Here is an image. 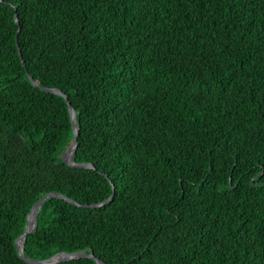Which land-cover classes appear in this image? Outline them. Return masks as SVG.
<instances>
[{"label":"trees","instance_id":"trees-1","mask_svg":"<svg viewBox=\"0 0 264 264\" xmlns=\"http://www.w3.org/2000/svg\"><path fill=\"white\" fill-rule=\"evenodd\" d=\"M50 193L27 259L264 264V0H0V264Z\"/></svg>","mask_w":264,"mask_h":264},{"label":"water","instance_id":"water-1","mask_svg":"<svg viewBox=\"0 0 264 264\" xmlns=\"http://www.w3.org/2000/svg\"><path fill=\"white\" fill-rule=\"evenodd\" d=\"M15 22L16 23L18 22L17 19H16V16H15ZM18 53H19V56H20V51L19 50H18ZM28 79L34 86H37L35 84V82L33 81V79L29 75H28ZM43 90L46 91V92H51V93L63 96L65 98V100H66V103H67L68 113H69V116H70L71 128H72V131H73V134H74V139H73L70 147L68 148V150L62 155L63 161L70 167H80V168H88V169L92 168V166L90 164H74L72 162V157H73V154H74V152L76 150V147H77L76 136L78 134V128L75 125L74 111H73V108L71 107L69 101L58 90L46 89V88L43 89ZM48 197L49 198L50 197H52V198H60V199L65 200L66 202H69V203H72V204H77V203H75V202H73V201H71V200H69L67 198L62 197L61 195L54 194V193L47 194V195L43 196L38 202H36L34 204V206L31 208V210L28 213V215H27V222H26L25 230H24L23 234L19 238H17L15 240L16 250H17V253H18V256L20 257V259H22L24 262H26L28 264H58V263H61V262H66V261H70V260H74V259H80L82 257H88V258H91V259H95L92 254L86 255V254H83V253H73V254L59 253V254H56V255L52 256L51 258H49L47 260H44V261H34V260H31V259H27L23 255V253H22L23 242L26 239L27 235L34 231L38 209H39L41 203ZM111 199H112V196L107 201L103 202L102 204H99L98 206L109 203L111 201ZM88 207L89 208H95L96 206H88ZM31 219L33 221L32 226L30 224V220ZM96 263L97 264H103L102 262H100L98 260H96Z\"/></svg>","mask_w":264,"mask_h":264},{"label":"bare ground","instance_id":"bare-ground-1","mask_svg":"<svg viewBox=\"0 0 264 264\" xmlns=\"http://www.w3.org/2000/svg\"><path fill=\"white\" fill-rule=\"evenodd\" d=\"M32 223H33V221H32V219L30 220V224H31V226H32Z\"/></svg>","mask_w":264,"mask_h":264}]
</instances>
